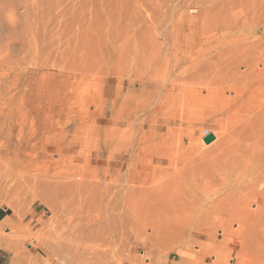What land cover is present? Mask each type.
Returning <instances> with one entry per match:
<instances>
[{
    "label": "rangeland",
    "instance_id": "374dc122",
    "mask_svg": "<svg viewBox=\"0 0 264 264\" xmlns=\"http://www.w3.org/2000/svg\"><path fill=\"white\" fill-rule=\"evenodd\" d=\"M61 55L64 57V64L60 62V65L63 64L65 75L63 94L67 95L66 129L72 144L78 145L67 154V157H73L67 162H71V166L76 164V167H82L79 166L78 170H73L72 167L69 171H77L78 177L73 171V174L70 172L76 178L83 174L86 180L84 200L82 199L84 203L81 205L84 213L81 209L78 210L77 198L70 197L73 194L68 197L72 198L76 206L74 203L69 204L70 201L66 202L80 212L79 217L83 215L80 217L82 221H78V213H71L70 206L67 205L69 212L66 206L65 210L61 207L63 205H59L58 210L63 208L62 211L69 212H66L69 216H63L60 210V217H64L61 218L64 221L61 220V223L65 224L66 221V224L65 227L63 223L57 225H61L60 227L56 226V221L60 222L59 215L55 218L56 214L51 212V208L57 205L51 203L50 206L48 203L49 206H46V201L38 198L39 193L36 195L39 191L41 193L42 187L39 184H44L38 178L41 175L43 179H40L46 181L45 173L50 169L41 163L36 168V164V171L42 167L44 173L46 169L42 176V172L38 173V170L36 174L32 168L36 177L32 173L33 176L30 175L34 182L36 183L35 178L41 182L36 183L38 187L33 181L29 183L35 185L31 186L32 190H35L34 187L40 188L39 191L36 190V194L30 190H23L25 193H21L23 191H17L19 187L16 188V184L15 187L12 185V189H17L14 194L19 200L12 197L13 192L6 195H11L9 198L0 193V203L3 201L0 204L2 264H65L70 259H100L103 255L102 259H117L111 261V264L115 261L117 264L120 259L121 264H264V193L253 198V192L262 190L264 183L252 190L253 186L249 182L236 183L234 179H229L228 182L220 175L217 177L221 178L217 180V177L213 179L210 174L212 179L208 180L206 173L215 169L212 168L213 165L220 164L214 167L221 168L222 159L230 146L228 131L224 130L219 132L217 140L214 139L212 143L207 145L203 142V138L211 133L206 127L212 122L209 111L194 109L191 111L194 112L193 117L191 113L187 116V122L194 130L188 134L184 146L192 149L191 154H188L190 160L187 158L186 162L190 164L188 167L185 165L189 172H184L185 177L191 175L187 176L190 177L189 180L186 179L192 184H188L190 188H187L185 194L189 195L192 190L194 193L189 196L191 198L194 195L195 201H173L177 182L171 175H167L162 183V166L165 165L161 162L160 165L155 164L149 171L160 172V185L155 188L152 176L148 180L149 185L144 181L138 186L142 192L134 193V207L147 218L128 231V244L124 239L125 232L112 222L110 206L114 201L109 196L112 184L111 180H106L108 175L111 178V174L106 172V165L102 162V146L106 140L111 142L114 128L112 114L115 109V78L121 58L123 67L131 65L137 75L151 81H162V77L170 76V70L176 67L177 73L185 79L180 83L196 89L205 88V85L212 83H232L231 74L236 77L233 83L244 82L245 70L252 61L264 63V0H0V91L24 85L25 90H28L25 102L29 107L35 103L43 107L53 97L58 99L57 93L60 91L61 94L63 90L59 78H50L47 83H51L48 86L52 88H45V84L37 82L40 81L39 75L30 72L40 69V66H44L42 64H49L51 72L59 73L62 69L56 61ZM33 84H37L39 88H33ZM3 103L0 100V109L4 106ZM39 105L36 104V109L40 108ZM37 114L38 112L29 116L37 117ZM3 122L5 123L0 128L7 132L12 123L10 120H0V124ZM2 139L0 134V144ZM165 149H162V155L165 154ZM76 153L83 155L76 156ZM169 154L167 152L163 156L165 158L162 157L163 162H167L169 156L172 157ZM54 159L57 157L54 156ZM82 161L85 162L84 165ZM56 165L48 166L54 167L53 175L47 178L60 176L56 173H59L60 170L57 169H61L62 165ZM189 165L194 168L191 173L198 171L199 174H191ZM186 169L184 171L187 172ZM202 170L206 175H201ZM26 178L29 179L28 176ZM224 179L225 183L222 182ZM48 180L47 184L53 181ZM26 181L28 180L24 179L23 185H28L24 184ZM22 188L23 186L20 189ZM50 189L51 187L43 189L49 195L43 190L42 192L49 199L58 198L50 196L55 193ZM17 192L24 195L23 199ZM57 192L54 195L60 194V199H69L64 193L61 195L63 191ZM251 194L252 197H249ZM78 198L81 203V198ZM62 199L52 202L61 204ZM42 201L46 204H42ZM6 203L15 207L10 209L6 207ZM63 203L65 204L64 200ZM172 203H176V206H171ZM48 207H51V211ZM15 210L17 214L14 215ZM70 215L72 220L78 219L75 220L76 224L73 221L71 224H74H70ZM162 218L169 223H162ZM6 219L7 222L4 221ZM67 220L71 225V228L68 226L69 229L66 226L69 225ZM77 225L78 228L81 227L83 246L78 250L81 251L80 254L77 251L69 256L70 249L71 252L74 248L77 249V245L70 243ZM78 254L80 257H77ZM125 256L131 262H125ZM70 263L73 262L70 260L67 264Z\"/></svg>",
    "mask_w": 264,
    "mask_h": 264
},
{
    "label": "bare ground",
    "instance_id": "6f19581e",
    "mask_svg": "<svg viewBox=\"0 0 264 264\" xmlns=\"http://www.w3.org/2000/svg\"><path fill=\"white\" fill-rule=\"evenodd\" d=\"M28 53L29 52H27V54ZM121 59L122 62L119 61L120 63H118L116 68V78H115L116 90H115V101H114L115 109L112 114L114 128L110 139L111 142H108L106 140L104 145L102 146V154H103L102 157L104 160L102 162H104V164L106 165V172L111 174V178H109L108 175L106 177V180H111V184H112L109 195L111 197V200L114 201L112 206H110V211L112 213L111 215L113 219L112 222L116 225L118 229H122L125 232L124 239L127 244L129 242L128 231L134 226L142 224V221L146 220L147 218L146 216L141 215V213L134 207L133 205V195H135L134 193L138 191L142 192L143 190L138 186H141V182L144 181L145 184L147 183V185H149L150 183L148 180L150 177L152 178V176H154L153 180L154 183H156L155 188L159 187L160 185L159 182L160 181L159 179L161 177L160 172L153 170V173H150L149 171L152 170L151 167L153 168L155 164L158 163L160 165L161 162L162 165H165V167L161 165L162 183L164 182L163 179H166L167 175H171L173 179L176 180L177 182L178 186L175 188V193L172 196L173 201H179V200L195 201L193 198L194 195L193 196L191 195V198L189 196L193 192L192 190L189 193V195L185 194L187 193L186 191H188V189L190 188V186H188V184L190 183L188 180L191 177V175L189 174L190 177L188 178L187 176L189 175L185 177L186 174H184V172L185 173L189 172V169H186V166L190 164V162H188V164L186 162H187L188 154L192 150L191 148L184 147L185 141L186 139H188V134L190 133V131L194 130L192 129V126L188 124L187 120L189 117L187 118V116L190 115L189 113H191V116L192 114L194 115V112L193 113L191 112L194 109L197 110L200 109L199 111L201 110L209 111L210 116L212 118V122L207 124L206 127L209 129V131L211 130L210 134L213 135L214 139L217 140L219 136V132L224 130V131H228V137L230 141L229 150L222 159L221 168L216 169V167H218L220 164H218V166H216L217 164L213 165L212 168H215L213 170L215 175L214 173H212L213 171L210 170L212 171L211 173H206L208 174V180L211 178V175H213L212 176V178L214 177L213 179H216V177L220 175L225 177V179H227L228 182L232 179H234L236 183L239 182L241 183L242 181L245 183L249 182L253 186L252 190L260 183L261 185L262 183H264V63L259 61H252L250 63L251 65H249L248 68L245 70L244 82L240 81L233 83L236 77L235 74H231L232 77L230 82L232 83H226L223 85L212 83L205 85L206 86L205 88L196 89L192 87H187L185 84L180 83V82H184L185 79L181 78L180 74L177 73L178 69L176 67L170 70L171 73L170 76H168L167 78L162 77V81L159 80L151 81L137 75L136 70L131 65H128L127 67H123V58ZM57 60L58 61L56 62L57 63L59 62L58 64L62 69L60 70L59 73L51 72L50 71L51 65L49 64H42L44 65L43 67L40 66V69H36V71L30 72L35 75L37 73V76L39 75L40 81L37 82H40L42 85L45 84V88L49 87L48 86L49 83L47 82L48 81L50 82L49 80L50 78L52 77L59 78L60 83L62 84L61 88L63 90L61 91L62 92L61 94L60 91L58 90L59 93L57 94L59 95H58V99H56L57 101L53 99L54 98L53 97L52 99H50L51 101L47 102L48 104L45 105L44 103L45 107L40 106L39 103H35V105H33L34 103H31V105H33L34 107L33 106L29 107L25 102L27 99L26 92L28 90H25L26 88H24V85L23 87L22 85L13 86V87L11 86L9 88H5L4 90L0 91V100L4 101L3 103L4 106L0 109V120L1 121L10 120V122L12 123L11 126H9L10 129L7 132H3L4 130L0 128V134L1 137H3L2 142L0 144V193H2V195L5 194L4 195L5 197H7L10 192H13L12 194H14V192L17 189L13 190L12 185L16 184V188L19 187L17 191L20 190L21 192L23 190L24 191L30 190V192L35 191L36 194V190L39 191L38 189H40V188L36 189V187H38L39 182L41 181L42 183L47 184V180L49 179L47 177H49V175L50 176L53 175L52 168L54 166L52 168H49L50 167L49 165L51 166L55 164L59 166L62 165L61 169L60 168L57 169L60 170L59 173H56L57 167L54 168L55 170L53 169L54 171H56L54 172V174L56 173V175L58 174L60 176H54L52 177V179L50 177L48 181L49 182L51 180L53 181H51L50 184L48 183L49 185L39 184V187L40 185L42 188L44 186L43 188L44 190L49 189L51 187L52 192L55 191L53 195L52 194L50 195L53 197L58 196L59 198L60 194H58V192L61 193L62 191L63 192L61 193V195L64 193L63 195H67V198H69L68 197L69 194H73L70 197L73 196V198L75 197L77 198V199L75 198L77 201L76 200L74 201L78 202L77 204L78 205L77 207L79 208L78 210L81 209L82 211L81 207L83 206L84 203L82 199L84 200L86 180H84V175L82 174L81 169H79V172L81 171L82 174L80 178H76L78 177L76 173L77 171L76 172L73 171L74 169L78 170L77 168L79 166L81 167V165H77L76 167L75 164L74 167L70 165L71 162L70 164L67 162L71 157V156L67 157V154L76 147H78V145L72 144V142L70 141L69 132L66 129L65 120L67 117V113H66L67 95L63 94L65 93L64 92L65 75L63 69L64 57L61 55V57H59ZM60 62H63V64L61 63L62 66L60 65ZM27 81H29V79ZM31 84L32 83H30L29 85L31 86ZM29 85H26V87H28ZM35 86H37V84L36 85L33 84V88H35ZM48 94H50V92ZM52 95L54 94L52 93ZM36 104H38L40 108L38 107L36 109L35 107ZM36 112H38L37 117L29 116ZM29 117L32 119L30 120ZM4 123L5 122L1 123L0 125L2 126V124ZM162 149H165L167 152L172 154L171 155L172 157L170 158L169 156L170 160L168 158L169 161L167 160V162L162 161V157L165 156V154L167 153L166 151L163 150L165 154L162 155ZM200 151L198 150V152ZM79 154L76 153V156L83 155V154L81 155ZM54 156L57 157L56 160L54 159ZM192 157L193 155L191 156V160ZM82 160L84 159L82 158ZM188 160L190 159L188 158ZM38 163L40 166L41 164L42 165L45 164L44 166L47 169H50L51 174L49 170H47L49 172L48 174V172H46V169H44L45 170L44 173L46 172L45 174L48 175V176L45 175L46 181H44L45 179L42 180L43 177H41L40 175V177L38 178L40 180V181L38 180L39 182L35 178L36 183H38L36 184L33 178L31 177V175L33 174L35 176L34 174L35 172L33 173L32 168L35 170V165L37 164L36 168L37 166H39ZM84 163L85 162H83L82 164L84 165ZM191 163L193 164V161H191ZM191 165H189V168L191 167L190 173H191V169L192 170L194 169ZM72 167L73 170L71 171L76 173L74 174L76 175V177L74 175H71V173L73 174V172L69 171V169L70 168L72 169ZM41 168L38 169L40 172H38V170L37 171L35 170L36 174L41 173L43 171V168L42 170ZM185 169L188 171L187 172L184 171ZM44 173L43 172L41 173L42 176ZM203 173L205 174V172H203L202 170L201 175ZM191 174H193V172ZM27 176L29 177L31 182H29V179L26 178ZM71 176H73L72 179L75 181L71 179ZM220 176L217 177V180L218 178H221ZM74 177L76 179H74ZM206 178H204V180H206ZM3 179L4 181H2ZM24 179L28 180L24 182V184H28L30 186L23 185ZM77 179L79 180L77 181ZM19 181L22 182V184L20 185L23 186V188L26 186V188L29 187L30 189L29 188L20 189L21 186L18 184L20 183ZM32 181L34 184H36V187L33 188L35 190L31 189L35 185L29 184L32 183ZM222 182L225 183L226 180ZM262 186L264 187V185ZM13 187H15V185ZM42 188L40 189L41 193L39 191L37 192L36 195H38L39 193L38 198H40V200H45L47 203L46 206L57 205V206H52V208L48 207L50 211L52 209L51 211L52 213L56 214V216H54L55 218H58V215L62 214V212H63L62 215L65 216V214L69 213L70 212L69 210L71 209V213L75 211L72 214L75 215V213H78V218L80 220L74 218L72 220V216L70 215L71 217L70 224L72 223V221L75 223V220H78L80 222L82 221V218L80 217L81 216L83 217V215L79 217L80 212L79 211L77 212L76 209L75 210L73 209L74 208L73 205L76 206V203L72 201V198H69L68 200H66V198L64 199L61 198L62 199V201L60 202L61 204L59 203L56 204L55 202H58V200L60 201L61 199L60 198L55 199L52 197H50L51 199H49L47 196L49 195L47 190L44 191ZM105 189L107 191V187H105ZM263 189L264 188H262V190L260 189L261 191L257 190L256 192L252 191L254 194L253 198H256L257 196L263 194L264 193ZM42 190L46 192L47 195L43 193ZM56 190H58V192ZM59 190L62 191L60 192ZM24 191L21 193H25ZM56 192L58 195H54L56 194ZM66 192L68 194H65ZM42 194L44 195V199H42L43 198ZM253 194L249 195V197H252ZM20 195H21L20 197L23 199L24 195L23 196L22 194ZM27 195H29V193ZM12 197H17V195L15 196L14 194ZM78 197L81 198V203L80 201H78L79 200ZM46 198L50 202L47 201ZM52 200L54 201L56 200V201L52 202ZM63 200L65 204L67 203L66 205L64 203L62 204ZM45 201H42V204L43 202L45 203ZM66 201H70V203ZM2 202L3 201H1V203ZM11 203H6L5 204L6 207L10 209H12V207H15L14 205L12 206L13 203L12 204ZM51 203L53 204L51 205ZM68 203L69 204L74 203V204L69 205ZM175 204L172 203L171 206H176ZM249 204L250 203H248V205ZM59 205L60 206L63 205L61 206L63 208L64 206H66L68 209L67 211L69 212L66 211L67 212L66 213L62 211L63 208L58 210ZM67 205L70 206L69 207L70 209L68 208ZM53 207H57L55 209L59 211V213L57 212L58 214L56 213V210ZM66 207L64 208L65 210ZM18 209H20V206ZM60 210L62 212H60ZM82 212L84 213V207ZM15 214H17V211L16 213L14 212V215ZM67 215L69 216V214ZM63 216L60 217L59 215L60 219L58 218V220H60V222L56 221V226L61 223L62 220L61 218L64 219ZM67 219L70 218L68 217ZM4 221L7 222V219ZM8 221L10 222L11 220L9 219ZM67 221H68L67 223L69 224V220ZM57 222L59 223L57 224ZM162 223H169V222L167 219L162 218ZM9 224H5V225H9ZM18 224L20 225V223ZM65 224L63 223V226ZM70 224L66 225L67 228L68 226H70L71 228V225L73 224L71 225ZM80 224L78 225L80 226ZM78 225L77 228H74L72 226L71 230H73L74 228V231L75 230L76 231L72 237L73 238L72 241H70L69 239L70 243L77 245V249L74 248V250L71 252V249L68 248V246H66L68 250L70 249V253L68 254L69 256H71V254L73 255V253L75 254L78 250H81L80 246L81 247L83 246L82 243L83 235L82 232L80 231L81 227L78 228L79 227ZM63 245L65 246V244ZM60 250L59 253H61ZM64 253L67 252L65 251ZM78 253L80 254L81 251H78ZM79 254L77 257H80ZM124 255H126L125 252ZM125 257L126 260L123 259V261L125 260L126 262L127 260L128 261L131 260L128 259L129 257L127 256ZM99 258L100 259H70V260L73 262L72 264L74 263L75 264H111V261L117 260V259H102L104 258V255ZM70 260L69 261L67 260L68 262L67 261L66 262L69 263ZM120 260L121 261L118 260L119 262L117 261L118 262L117 264L119 263L121 264L122 259ZM115 262L113 263L115 264Z\"/></svg>",
    "mask_w": 264,
    "mask_h": 264
},
{
    "label": "water",
    "instance_id": "95a60500",
    "mask_svg": "<svg viewBox=\"0 0 264 264\" xmlns=\"http://www.w3.org/2000/svg\"><path fill=\"white\" fill-rule=\"evenodd\" d=\"M214 141V137H213V135H211V134H209V135H206L205 137H204V139H203V142L205 143V144H210V143H212Z\"/></svg>",
    "mask_w": 264,
    "mask_h": 264
},
{
    "label": "crops",
    "instance_id": "0c3cea01",
    "mask_svg": "<svg viewBox=\"0 0 264 264\" xmlns=\"http://www.w3.org/2000/svg\"><path fill=\"white\" fill-rule=\"evenodd\" d=\"M0 264H2L1 259H0Z\"/></svg>",
    "mask_w": 264,
    "mask_h": 264
}]
</instances>
